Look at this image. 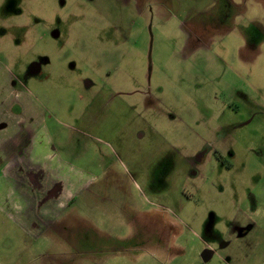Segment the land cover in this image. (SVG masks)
Returning a JSON list of instances; mask_svg holds the SVG:
<instances>
[{
    "label": "rangeland",
    "instance_id": "rangeland-1",
    "mask_svg": "<svg viewBox=\"0 0 264 264\" xmlns=\"http://www.w3.org/2000/svg\"><path fill=\"white\" fill-rule=\"evenodd\" d=\"M5 112L62 208L0 264H264V0H0Z\"/></svg>",
    "mask_w": 264,
    "mask_h": 264
},
{
    "label": "crops",
    "instance_id": "crops-1",
    "mask_svg": "<svg viewBox=\"0 0 264 264\" xmlns=\"http://www.w3.org/2000/svg\"><path fill=\"white\" fill-rule=\"evenodd\" d=\"M8 116L12 117V114L2 113L0 119H6ZM7 126L8 123L2 121L0 130H4ZM16 140L17 137L0 143V215H8L19 223V228H24L31 217V224H35L39 217L44 219L43 216L47 212L51 215H60L62 199L55 188L45 184V175H42L29 161L27 162L23 155L25 148L21 155L14 154L13 142ZM251 227L236 231H240V235H243L248 233ZM24 229L27 230L28 227ZM227 245L228 242H225L224 247ZM209 247L207 246L201 254L205 260L214 254Z\"/></svg>",
    "mask_w": 264,
    "mask_h": 264
},
{
    "label": "flooded vegetation",
    "instance_id": "flooded-vegetation-1",
    "mask_svg": "<svg viewBox=\"0 0 264 264\" xmlns=\"http://www.w3.org/2000/svg\"><path fill=\"white\" fill-rule=\"evenodd\" d=\"M32 69L35 70L34 66H32Z\"/></svg>",
    "mask_w": 264,
    "mask_h": 264
},
{
    "label": "water",
    "instance_id": "water-1",
    "mask_svg": "<svg viewBox=\"0 0 264 264\" xmlns=\"http://www.w3.org/2000/svg\"><path fill=\"white\" fill-rule=\"evenodd\" d=\"M35 70H36V68H35Z\"/></svg>",
    "mask_w": 264,
    "mask_h": 264
}]
</instances>
